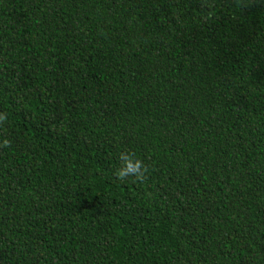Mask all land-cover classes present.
Masks as SVG:
<instances>
[{"label": "trees", "instance_id": "obj_1", "mask_svg": "<svg viewBox=\"0 0 264 264\" xmlns=\"http://www.w3.org/2000/svg\"><path fill=\"white\" fill-rule=\"evenodd\" d=\"M0 112V264H264V0H0Z\"/></svg>", "mask_w": 264, "mask_h": 264}, {"label": "clouds", "instance_id": "obj_2", "mask_svg": "<svg viewBox=\"0 0 264 264\" xmlns=\"http://www.w3.org/2000/svg\"><path fill=\"white\" fill-rule=\"evenodd\" d=\"M7 119L5 113L0 112V122ZM10 141L7 138L0 140V144L7 145ZM119 165L114 170V175L120 180L134 178L142 181L145 178L146 166L144 162L131 151H121L118 156Z\"/></svg>", "mask_w": 264, "mask_h": 264}]
</instances>
